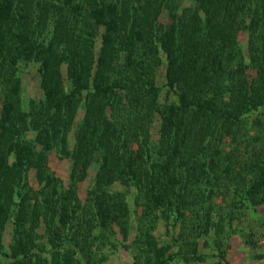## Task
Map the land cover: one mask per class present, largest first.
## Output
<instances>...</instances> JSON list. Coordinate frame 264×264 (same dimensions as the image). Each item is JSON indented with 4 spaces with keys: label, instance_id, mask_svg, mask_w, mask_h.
I'll return each mask as SVG.
<instances>
[{
    "label": "trees",
    "instance_id": "trees-1",
    "mask_svg": "<svg viewBox=\"0 0 264 264\" xmlns=\"http://www.w3.org/2000/svg\"><path fill=\"white\" fill-rule=\"evenodd\" d=\"M85 1L90 5L87 10L90 19L97 29L103 31L99 66L106 63L105 55L121 50L125 52L127 65L132 66L131 69L134 63H138V68H141L143 60L141 57L135 60L134 54L140 46H149L151 41V46H158L157 50L163 51L169 59L165 80L176 101L155 108L161 120L162 142L152 143L145 137L141 139L140 149L123 150L118 142L111 139L113 131L110 124L100 129L96 122H90L86 117L74 135L78 148L69 153L62 135L66 129H72L69 113L74 95L87 92L88 95L105 98L108 95L115 96L119 90L129 98L130 104L137 102L131 95L136 93L135 86L141 78L136 74L125 79L128 80L127 83L125 80L122 83L117 80L109 83L100 69L99 79L82 81L79 68H83L84 63L76 58V53L68 49V46L62 51L57 49L56 43L58 44L61 36L57 34L59 26L64 22L65 27L68 25L66 13L75 11L73 22H69L68 32L79 33V19L86 11L84 5L79 4L82 0H0V66L14 67L19 62L36 65L35 73L43 95L42 101L31 102L29 110H23L18 105L19 80H16L9 81L11 88L3 97L0 120V258L7 264H34L37 257L28 247V238L21 235L25 220L24 179L29 168L40 170L44 150L55 149L65 156H72L77 162L97 164L92 201L101 224H104L110 214H115L119 207L120 212L123 206L120 201L118 204L111 199L106 192V186L114 182L141 192L145 196V210L157 214L158 218L173 220V226L183 219L189 209L197 215L200 213V230L204 234L209 232L212 212L217 209L212 198L221 194V189H216L218 185L213 189L211 184L222 178L221 173L229 175L232 172V179L238 181L233 188L234 196L238 198L232 202L233 207L255 210L264 204V146L241 154L240 159L239 150H235L236 155L232 152L210 159L204 155L208 145L205 138L214 132V128H217L219 135H232L237 140L241 126L251 125L254 119L257 121L260 117L264 119V57H254L257 63L263 64L258 65L257 80L250 82L221 71V49L219 46L213 48L214 44L209 39L200 45L191 41L192 47L189 43L188 45L192 50L188 51L185 43L173 40L174 27L164 31L161 29L160 34H154L152 28L146 31H128L126 13L130 9L137 11L141 5L139 1ZM195 1L201 7L224 6L233 22H237L241 14L251 17L260 30L259 37L264 41V0ZM225 5L233 10L227 9ZM31 13L35 14L33 18L37 20L36 28L31 27L28 18ZM77 15L79 19L76 18ZM47 20L54 24L50 38L42 36V25ZM14 44L18 49L17 53L13 48ZM148 50L151 51L150 47ZM57 62H66L68 66L74 86L68 93H63L51 84L52 66ZM142 85L139 86L141 96L159 90L154 87L148 90L142 88ZM189 114L195 119L194 122L185 119ZM200 118L209 122L201 129L202 132L198 131L196 124ZM211 123L215 126L212 127ZM99 126H104V123ZM32 132L35 136L31 139L29 135ZM192 136H197L199 143ZM194 143L199 145L197 159H194L191 148ZM40 145L42 148L38 150ZM239 165L243 166L241 171L236 168ZM14 194L20 198L16 211L10 207L16 204L13 201ZM45 195V208L41 213L45 215L50 211L46 206L56 203V207L53 205V215L54 212L58 214V224L50 232L51 249L48 253L55 259V264H65V260L66 264H70L71 251L67 243L71 240V234L68 220L78 204L77 196L72 191L64 195L56 189L49 190ZM10 218L13 221L14 242L5 250L1 231ZM123 231L126 236L124 228ZM167 250L166 247L155 250V264H169L181 256L178 253H167ZM193 254L197 259L207 255ZM213 256L217 258L216 264H227L220 253Z\"/></svg>",
    "mask_w": 264,
    "mask_h": 264
},
{
    "label": "rangeland",
    "instance_id": "rangeland-1",
    "mask_svg": "<svg viewBox=\"0 0 264 264\" xmlns=\"http://www.w3.org/2000/svg\"><path fill=\"white\" fill-rule=\"evenodd\" d=\"M138 1L141 3L139 9L137 11L130 9V12L126 13L128 31L131 29L146 31L152 28L154 34H160L161 29L164 31L174 27L173 40L176 43H185L188 51L192 50L191 41L200 45L209 39L214 44L213 48L219 46L221 49V71L250 82L257 80L258 65L263 63H257L254 57H264V41L259 37L260 30L251 17L241 14L236 20L239 24L228 17L229 12L224 6L201 7L195 0H135V3ZM85 2L82 0L79 3L84 5L86 10L83 12L84 15L82 14L80 19L78 15L76 16L79 19L78 34L68 32L69 22H73L75 11L65 14L68 25L65 27L64 22L59 26L57 34L61 36L58 44L56 43L57 49L62 51L68 46V49L76 53V58L84 63V67L79 68L82 81L92 82L94 79H99L100 69L109 83L115 80L121 82L136 74L141 81L135 86L136 93L131 95L137 102L133 101L130 104L129 98L123 96V92L119 90L115 96L108 95L105 98L94 94L88 95L87 92L75 94L69 113L72 129H66L62 135L66 141L65 148L69 153L78 148L74 135L86 117L90 122H96V126L100 129L110 124L113 131L111 139L118 142L122 149L131 148L134 151L140 149L141 139L145 137L152 143L162 142L161 120L155 108L176 101L165 80L169 59L163 51L157 50L158 46H151L149 41V46H140L138 52L134 54L135 60L142 58L141 68H138V63H134L131 69L132 66L127 65L125 52L121 50L105 55L106 63L100 67L103 31L97 29L90 19L87 13L90 5ZM34 16L35 14L32 13L28 16L32 28L37 27ZM42 26H44L42 36L50 38L54 24L47 20ZM149 47L151 51L148 50ZM13 48L17 53L15 44ZM35 68L36 65L24 62L16 63L14 67L0 66V120L4 94L11 88L9 81L19 80L18 105L23 110H29L31 102L38 103L43 100ZM51 74L50 78L53 79L51 84L63 93L73 89V81L66 62L53 64ZM127 82L128 80H125V83ZM140 84L144 85L142 88L148 90L151 87L159 90L141 96ZM190 115L185 119L194 122L195 119ZM103 123L104 126L100 127L99 124L103 125ZM206 123L209 122L205 118H200L196 123L198 131L202 132L201 129ZM214 124L216 125L215 122ZM214 124L211 123L212 127L215 126ZM214 129V132L205 138L208 142L204 153L207 159L232 152L236 155L235 150L240 151L238 154L240 159L241 154L264 146V119L261 117L257 121L254 119L251 125L241 126L237 140H234L232 135L221 136L217 128ZM34 136V132L29 135L31 139ZM191 138L199 143L197 136ZM41 148L40 145L38 150ZM191 148L194 159H197L199 145L194 143ZM43 154L44 161L40 163V170L35 167L29 168L24 179L26 181L24 189L26 194L23 195L25 220L21 235L28 238L29 249L37 254L34 264H55V259L48 251L51 249L50 232L58 224V214L54 212L53 215V205L56 207V203L50 204V207L46 206L51 212L47 211L45 215L41 213L45 208V194L51 189H56L64 195L72 191L78 199L73 215L68 220L71 240L65 242L71 251L70 264H155V250L164 247L168 249L167 253L181 255L169 264H216L217 258L213 255L217 253L223 255L227 264H264V204L256 207L255 210L233 207L232 202L238 200L233 192L238 181L232 179L234 178L232 172L229 175L220 172L222 178L211 184L213 189L218 185L216 189L220 188L221 194L218 193L217 198H212L217 209L212 212L210 218L212 226L208 228L209 232L204 234L200 230L202 225L199 220L200 213L197 215L189 209L183 219L173 226V220L158 218L157 214L145 210L143 206L145 196L141 192L118 182L108 184L106 192L111 199L117 203L120 201L123 206L120 212L119 207L115 210V214H110L104 224H101L92 201L97 164L77 162L72 156H65L55 149L44 150ZM236 168L241 171L243 166L239 165ZM193 189L195 191V188ZM13 201L16 204L10 207L16 211L20 198L14 194ZM123 228L127 233L126 236ZM1 233L2 243L7 250L14 242L12 218L4 224ZM193 252L207 255L197 259ZM183 255L186 257H182ZM0 264L7 262L0 258Z\"/></svg>",
    "mask_w": 264,
    "mask_h": 264
}]
</instances>
